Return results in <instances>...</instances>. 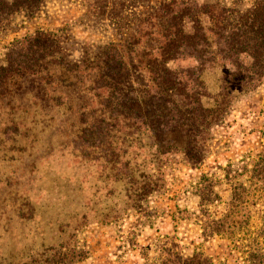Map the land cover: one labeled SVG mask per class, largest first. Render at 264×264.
Instances as JSON below:
<instances>
[{
	"label": "trees",
	"instance_id": "trees-1",
	"mask_svg": "<svg viewBox=\"0 0 264 264\" xmlns=\"http://www.w3.org/2000/svg\"><path fill=\"white\" fill-rule=\"evenodd\" d=\"M46 1L0 0V24L20 10L34 13ZM50 38L47 32H36L26 49L15 43L13 61L0 65V92L9 96L15 77L47 78L52 86L45 89L46 97L53 103L36 114L43 116L49 131L56 124L77 159L98 164L100 179L112 186L108 193L124 191L138 206L149 192L152 168L160 173L176 162L175 155L191 165L203 160L198 148L223 117L231 88L256 89L264 79V0L246 11L219 2L160 0L125 39L98 41L76 60L64 54L58 39ZM150 38L155 46H146ZM215 67L224 72L218 91L211 93L204 75ZM136 73L142 81H134ZM12 108L27 114L18 102ZM8 123L11 129L28 130L22 119ZM217 180L229 189L224 197L214 189L218 181L208 175L197 182L202 209L193 223L202 242L187 253L165 237L157 245V257L146 264H264V151L229 163ZM218 198L223 207L215 216L211 209ZM91 212L97 221L110 220L111 213ZM61 237L40 258L30 254L23 264H78L86 258L84 247L66 242V233ZM214 238L227 243L224 256L204 250Z\"/></svg>",
	"mask_w": 264,
	"mask_h": 264
},
{
	"label": "rangeland",
	"instance_id": "rangeland-1",
	"mask_svg": "<svg viewBox=\"0 0 264 264\" xmlns=\"http://www.w3.org/2000/svg\"><path fill=\"white\" fill-rule=\"evenodd\" d=\"M158 1L48 0L34 13L20 10L0 24V65L13 61L17 55L15 43L20 42L18 48L26 49L29 37L36 32L49 33L50 39L61 42L69 59H79L98 41L125 39L139 17ZM257 1L199 0L201 4L219 2L241 11L253 8ZM155 45L154 38L146 43ZM132 72H136L135 67ZM223 72V68L215 67L205 73L209 92L218 91ZM132 78L142 81L139 73ZM46 79L15 77L10 81L9 96L0 92L1 264H23L32 258L30 254L40 258L47 246L63 241L64 233L66 242L72 241L87 251L78 264H146L157 257V245L165 237L191 253L202 242L193 223L202 209L196 192L198 180L208 175L216 182L229 163L239 161L246 153L264 151L263 79L256 89L231 88L223 117L198 148L203 158L200 163L191 165L175 155L176 162L161 168L160 173L155 167L151 169L149 192L138 206V201L130 200L124 191L108 193L112 186L100 179L98 164L77 159L65 144L64 133L55 130L56 124L49 131L43 116L36 114L53 103L46 97V88L52 86ZM16 102L27 109V114L12 108ZM209 102L212 105V98ZM10 119H22L28 130L11 129ZM59 119L56 116L55 122L60 123ZM222 184L218 181L214 189L224 197L229 189ZM112 206L115 209L111 210ZM222 207L218 198L211 213L220 216ZM93 209L111 213L110 220L93 219ZM70 218L76 219L72 228L67 226ZM204 250L224 256L228 245L214 238L205 243Z\"/></svg>",
	"mask_w": 264,
	"mask_h": 264
}]
</instances>
